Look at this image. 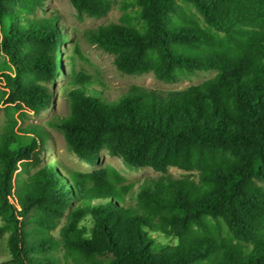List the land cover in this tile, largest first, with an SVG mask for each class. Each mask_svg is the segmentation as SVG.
Wrapping results in <instances>:
<instances>
[{"label":"trees","instance_id":"trees-1","mask_svg":"<svg viewBox=\"0 0 264 264\" xmlns=\"http://www.w3.org/2000/svg\"><path fill=\"white\" fill-rule=\"evenodd\" d=\"M103 17L114 0H69ZM45 0H0V238L9 264H264V0H123L119 22L85 31L126 74L153 72L182 90L133 85L110 97L86 72L53 119L87 164L101 153L162 174L139 187L109 164L39 166L48 133L23 126L53 99L68 42ZM170 167L189 171L168 174ZM64 220V222H63ZM60 227L58 233L56 230Z\"/></svg>","mask_w":264,"mask_h":264},{"label":"rangeland","instance_id":"rangeland-1","mask_svg":"<svg viewBox=\"0 0 264 264\" xmlns=\"http://www.w3.org/2000/svg\"><path fill=\"white\" fill-rule=\"evenodd\" d=\"M122 1L114 0L113 8L103 17L86 16L84 19H80L69 0H45L44 9L38 10V16L57 15L59 17L60 25L67 33L68 42L62 45L65 71L57 78L56 84L51 87L54 95L50 106L40 114L24 110L26 118L23 126L40 125L48 133L46 148L41 153L42 160L32 172L58 161L66 168L82 171H93L111 164L122 171L129 182L136 183V188L147 178L159 177L162 174L150 167L133 169L127 166L120 157L110 155L106 150L101 153L100 159L96 164L85 163L69 150L63 133L51 125L50 122L69 113V102L65 87L70 83L73 71L77 73L83 71L91 75L95 80L104 81L105 86L97 85L96 87H100L107 95L113 98L127 92L133 85L167 92L182 90L191 85L200 84L216 75V71H201L180 82L166 83L157 79L153 72L126 74L119 71L115 64V56L103 51L87 40L85 31L100 25L119 22L124 13L121 7ZM4 92L3 84L0 83V108L5 106ZM5 123V113L0 109V133L4 130ZM189 173L191 172L177 167H170L168 170V174L176 177H183ZM1 224L2 220L0 219ZM59 230L60 227L55 233H58ZM7 237L8 234H5L0 238V264H9L10 254L7 247Z\"/></svg>","mask_w":264,"mask_h":264}]
</instances>
